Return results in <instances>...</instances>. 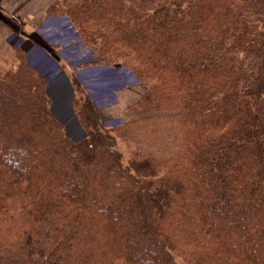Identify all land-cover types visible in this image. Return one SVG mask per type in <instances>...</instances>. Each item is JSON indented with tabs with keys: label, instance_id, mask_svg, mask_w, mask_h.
Returning a JSON list of instances; mask_svg holds the SVG:
<instances>
[{
	"label": "trees",
	"instance_id": "16d2710c",
	"mask_svg": "<svg viewBox=\"0 0 264 264\" xmlns=\"http://www.w3.org/2000/svg\"><path fill=\"white\" fill-rule=\"evenodd\" d=\"M61 5L49 13L89 63L144 85L135 108L176 109L181 145L124 160L82 63L46 46L44 73L16 48L0 73V264H264V0Z\"/></svg>",
	"mask_w": 264,
	"mask_h": 264
},
{
	"label": "rangeland",
	"instance_id": "374dc122",
	"mask_svg": "<svg viewBox=\"0 0 264 264\" xmlns=\"http://www.w3.org/2000/svg\"><path fill=\"white\" fill-rule=\"evenodd\" d=\"M61 3L62 0H0V73L18 66L20 59L16 48L23 53L26 63L37 65L44 73L52 74L56 70L55 61L66 68L82 63L76 73L84 76L85 86L101 104L104 122L108 120L117 126L114 135L124 160L147 154L164 158L179 150L182 135L176 109L170 104L150 111L140 105L135 108L144 95V85L138 80L120 77V71L116 70V74L114 70L89 63L95 58L87 56L88 51L80 45L67 19L49 13L50 4L61 7ZM46 46L58 56V62L52 60L51 51ZM95 74L106 76L112 84L102 81L97 85Z\"/></svg>",
	"mask_w": 264,
	"mask_h": 264
},
{
	"label": "crops",
	"instance_id": "0c3cea01",
	"mask_svg": "<svg viewBox=\"0 0 264 264\" xmlns=\"http://www.w3.org/2000/svg\"><path fill=\"white\" fill-rule=\"evenodd\" d=\"M39 54H40V56L43 55V53H41V52H40ZM32 55H33V54L30 55V58L32 57Z\"/></svg>",
	"mask_w": 264,
	"mask_h": 264
}]
</instances>
